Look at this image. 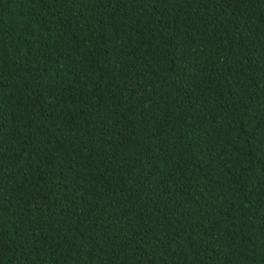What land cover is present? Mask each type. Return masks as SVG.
I'll list each match as a JSON object with an SVG mask.
<instances>
[{"label": "trees", "instance_id": "obj_1", "mask_svg": "<svg viewBox=\"0 0 264 264\" xmlns=\"http://www.w3.org/2000/svg\"><path fill=\"white\" fill-rule=\"evenodd\" d=\"M0 264H264V0H0Z\"/></svg>", "mask_w": 264, "mask_h": 264}]
</instances>
